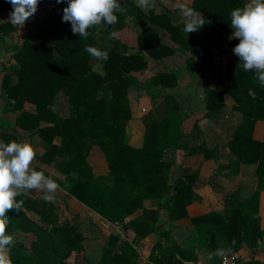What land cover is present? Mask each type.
I'll return each instance as SVG.
<instances>
[{
  "label": "trees",
  "instance_id": "obj_1",
  "mask_svg": "<svg viewBox=\"0 0 264 264\" xmlns=\"http://www.w3.org/2000/svg\"><path fill=\"white\" fill-rule=\"evenodd\" d=\"M119 2L126 10L115 13L117 23L101 30L98 26L90 28L87 39L73 34L70 22H63L67 2L40 0L39 4L50 7L47 19L41 21L42 35L20 34L18 26L0 21V43L10 41L14 34L19 35L13 51L16 64L5 67L1 81V89L10 99L3 112L17 117L15 127L11 128L0 121V140L21 142L17 127L29 132L30 137L39 136L46 144L40 162L55 167L66 178L58 179L39 167L37 170L112 223L123 222L144 209L148 199L159 202V208L164 207L172 220L188 218V206L200 200L194 192L198 172L183 169L182 176L170 183L175 162L168 157V152L201 153L206 160H211L220 158L219 149L206 142L190 143L191 139L196 141L202 136L201 130L196 124L195 135L186 134L182 130L186 116L180 104L170 99V113L163 120L158 121L153 112L145 116L143 147L130 146L126 143V127L132 119L129 92L133 87L145 90L159 84L176 86L177 78L168 73L153 76L140 85L136 74L148 68L146 55L159 61L180 49L199 56L207 50L211 36L222 38L219 29L231 27V12L243 8L250 0H194L192 7L203 15L205 25L189 34L183 31L184 23H176L169 9L147 15L134 0ZM4 11H13L12 5L0 0V14ZM149 22L163 27L178 48L148 32ZM131 26L138 35L135 53H130L129 47L113 36ZM38 39L42 40L36 42ZM238 43L237 39H228L232 51ZM86 45L108 52L103 74L94 70L92 56L84 51ZM235 57L236 63L226 68L225 76H216V87L207 89L206 117L211 121L218 122L228 114L226 95L235 100L234 109L244 114L242 123L232 132L230 150L234 157L228 164L220 165L216 175L235 176L242 164H257L259 187L246 200H242L240 190L229 194L224 213L212 212L192 218L200 234L199 253L216 248L236 253L244 244L256 247L264 237L259 217L260 192L264 188V140L254 139L257 121H264V86L259 84L254 72L238 67L240 61ZM62 95L70 105L67 118L61 117L54 108ZM27 103L34 107L26 108ZM57 137H61L60 144L55 142ZM93 146L104 151L109 175L94 174L88 162ZM17 200L24 203L19 213H8L7 234L12 236L19 231L33 235L34 239L29 247L13 240L8 252L12 264H62L73 252H84L86 239L78 215H73L72 221L60 222L56 208L42 197L27 194ZM27 210L34 211L41 223L34 221ZM158 217L157 210L144 209V215L130 220L128 227L142 240L158 230ZM162 237L164 240L151 253L152 263L197 264L195 251L182 249L169 232H163ZM139 256L132 243L110 235L98 264H138Z\"/></svg>",
  "mask_w": 264,
  "mask_h": 264
},
{
  "label": "crops",
  "instance_id": "obj_2",
  "mask_svg": "<svg viewBox=\"0 0 264 264\" xmlns=\"http://www.w3.org/2000/svg\"><path fill=\"white\" fill-rule=\"evenodd\" d=\"M134 1L137 4V0ZM193 1L156 0V7L154 9L143 11L149 15L150 12L161 14L164 9H169L172 11L176 23L180 25L184 23V18L177 5L179 3H186L193 8ZM38 7L39 9L41 8V6ZM10 12L12 11L2 12L0 14V21H9ZM105 28H107V25L98 26L100 30ZM146 29L148 32L164 40L166 44L173 48H178V44L165 34L163 27L149 22ZM219 30L222 38L211 36L207 50L199 56L195 55L192 51H183L180 49L174 55L159 61L146 55L148 68L136 74L140 80V85L144 84L146 80L153 76L168 73L177 78L176 86L167 87L159 84L152 85L145 90L139 87H133L129 92L132 119L126 127V143L130 146L135 148L143 147L146 131L145 116L153 112L158 121L163 120L170 113L168 103V99H170L180 104L182 114L186 116L182 124V130L192 136L195 135L194 128L196 124L201 130L202 136L196 141L191 139L190 143L194 144L196 142L200 144L201 142H206L210 147L219 149L220 158L211 160H206L201 153L186 155L184 151L168 152V157L175 162L171 170L170 183L173 184L176 179L182 176L183 169H189L192 173L198 172L194 192L200 197V200L188 206V218L172 220L164 207L161 206L159 208V202L150 199L145 200L144 209L157 210L159 212V217L157 218L158 230L146 238L138 240L137 234L128 227V223L134 218L142 217L144 215V209L139 210L123 222L112 223L72 196L64 187L57 183L59 188L55 193V201L48 203L56 208L60 216V222L64 221L65 216H79V222L82 223L86 239L84 252H88V247H90L89 253L95 256V264L100 262L103 249L108 246L107 237L110 235L119 236L121 240L129 241L134 245L140 255L138 264H154L150 261V256L155 245L164 240L162 237L163 232H169L182 249L195 251L197 264H225L224 259L230 255L238 257L236 264H249L252 261H258L260 264H264V237L259 239L256 247L244 244L241 250L236 253L223 248H216L205 253H199L200 234L192 221V218L208 213H224L226 210V198L229 194L240 190L242 200H246L259 187L257 164H242L239 174L235 176L216 175L217 168L220 165L228 164L229 159L234 157L230 150L232 132L244 119V114L234 109L236 102L229 95L225 96V104L228 112L226 116L218 122H213L206 117L207 89L215 88L217 84L216 76L220 74L224 77L226 68L236 63V57L228 45V39L233 35L234 30L231 27ZM24 33L27 34V31H22L21 28L20 34ZM113 36L126 44L129 47L130 53H135L138 50V35L132 26L116 32ZM18 40L15 37L16 43ZM38 40L40 41V39ZM10 41L0 43V121L3 125H8L9 128L15 127L17 114L10 115L3 112V108L10 102V99L7 93L2 91L1 81L5 73V67L7 68L11 64H16ZM92 63L95 71L104 73V61L96 60L92 57ZM25 107L33 108L34 106L27 103ZM54 108L61 117L67 118L70 116V105L66 96H60ZM17 131L22 136L21 141L31 143L35 149L36 159L32 167L35 170L39 167L49 175L65 180L66 176L60 174L55 167L40 162L39 157L46 146L45 143L41 142L40 137H30L29 132L23 131L18 127ZM254 139L257 141L264 140V121H257L254 129ZM55 142L60 144L61 137H57ZM88 162L95 175L110 174L109 162L101 147L93 146L90 149ZM28 195L43 197L44 193L39 190H32ZM27 214L34 221L41 223L40 217L34 211L27 210ZM259 217L261 219V226L264 227V188L260 192ZM17 234L28 236V234L18 231L12 234V237L14 238ZM91 242L92 245L90 246ZM86 243L88 247H86ZM96 249L97 252H95ZM218 252L221 254H217ZM209 254H212L211 260L208 259ZM178 256L180 255L178 254Z\"/></svg>",
  "mask_w": 264,
  "mask_h": 264
},
{
  "label": "clouds",
  "instance_id": "obj_3",
  "mask_svg": "<svg viewBox=\"0 0 264 264\" xmlns=\"http://www.w3.org/2000/svg\"><path fill=\"white\" fill-rule=\"evenodd\" d=\"M13 11L9 13V23L22 28L37 12L40 0H7ZM67 2L63 9V22L71 23L73 34L88 38V30L94 26H113L117 23L115 13H123L126 9L119 0H56ZM137 6L143 10L156 7V0H137ZM177 7L184 18L183 31L187 34L196 32L205 25L200 12L186 3ZM231 28L234 30L229 39H237L239 43L233 53L239 58L238 67L245 72H254L261 86H264V0H250L243 8L234 9L231 14ZM114 34V33H113ZM84 51L96 60L106 61L108 52L97 47L86 45ZM36 159L33 145L27 141L15 140L5 143L0 140V264H12L7 253L13 244V237L7 234L8 213H19L23 200L17 197L27 195L32 190L44 193L45 202H54L59 185L55 180L32 167ZM221 254V253H217ZM212 259V254L208 255Z\"/></svg>",
  "mask_w": 264,
  "mask_h": 264
},
{
  "label": "rangeland",
  "instance_id": "obj_4",
  "mask_svg": "<svg viewBox=\"0 0 264 264\" xmlns=\"http://www.w3.org/2000/svg\"><path fill=\"white\" fill-rule=\"evenodd\" d=\"M38 6H41V8L39 9V7H38L37 12L33 15V17L30 20L26 21L25 25L22 27V31H27L26 35H28V36H32L33 34L42 35L41 29H42L43 23L41 21L47 19V10L49 7L45 4H42V5L38 4ZM25 33H24V35H25ZM14 35H15V37L19 38V35H17V34H14ZM15 37L13 36V38L10 41V43L13 44V45L10 44L11 50L13 48V51H14V46L16 44ZM42 39H40V41ZM36 42H39V40H36ZM72 219H73V215H70L67 217L65 216L64 221H72ZM78 222H79V219H78ZM80 224L82 226L81 222H80ZM82 231H83V228H82ZM13 234H15V233H13ZM33 239H34V236L29 235V234H28V236H22L21 234H17L13 238L14 241L22 242L28 247L30 246V243ZM107 239L109 242V236L107 237ZM91 245H92V242H91L90 246ZM86 247H88L87 243H86ZM89 250H90V247H88V252H84V253L83 252L82 253L73 252L71 254V256L68 258V260L62 264H74L75 261H77L78 264H95L96 261H94V260L96 258H95V256L91 255V253H89ZM95 252H97V249L95 250ZM7 255H8V253H7Z\"/></svg>",
  "mask_w": 264,
  "mask_h": 264
},
{
  "label": "built area",
  "instance_id": "obj_5",
  "mask_svg": "<svg viewBox=\"0 0 264 264\" xmlns=\"http://www.w3.org/2000/svg\"><path fill=\"white\" fill-rule=\"evenodd\" d=\"M237 262H238V257L235 256V255L227 256V257L224 259V263H225V264H236Z\"/></svg>",
  "mask_w": 264,
  "mask_h": 264
},
{
  "label": "water",
  "instance_id": "obj_6",
  "mask_svg": "<svg viewBox=\"0 0 264 264\" xmlns=\"http://www.w3.org/2000/svg\"><path fill=\"white\" fill-rule=\"evenodd\" d=\"M185 264H192V262H184Z\"/></svg>",
  "mask_w": 264,
  "mask_h": 264
}]
</instances>
